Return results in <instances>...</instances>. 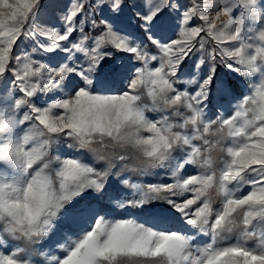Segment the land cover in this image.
Segmentation results:
<instances>
[{
    "label": "snow or ice",
    "instance_id": "6c2138e0",
    "mask_svg": "<svg viewBox=\"0 0 264 264\" xmlns=\"http://www.w3.org/2000/svg\"><path fill=\"white\" fill-rule=\"evenodd\" d=\"M48 8L0 0V264H264V0H73L59 17L52 0L46 28ZM220 63L258 86L236 96ZM147 168L165 180L124 174ZM45 237L58 251L32 257L22 242Z\"/></svg>",
    "mask_w": 264,
    "mask_h": 264
},
{
    "label": "rangeland",
    "instance_id": "374dc122",
    "mask_svg": "<svg viewBox=\"0 0 264 264\" xmlns=\"http://www.w3.org/2000/svg\"><path fill=\"white\" fill-rule=\"evenodd\" d=\"M43 2L47 3L49 5L48 10L46 11V13L42 16V17H38L35 21L36 24L42 26V27H46V28H51L54 25L58 24V21L52 18V9H51V4H52V0H43ZM59 4H60V10H57L55 12V16L59 17L60 15L63 14V10L66 9L69 5L70 2H73V0H58ZM85 2V12L88 11V5L92 2V0H84ZM135 10V9H134ZM214 11L212 10L209 12L210 16L214 15ZM100 13H97V16H99ZM235 15H239V12L237 11L235 13ZM222 19H225L222 17ZM47 21V23H46ZM259 22H246V26L245 29L247 31V28L249 26H252L254 28V31L252 33V35H258V31L255 30V25H258ZM87 31V29H86ZM91 35H96L97 32L93 31L90 33ZM75 35V34H74ZM202 37H204L205 39V48L206 49H220V48H225V49H231L234 46H236V42H231V43H225V44H217L216 41L212 40L210 37H208L206 34L202 33ZM200 39V38H197ZM250 42V41H249ZM27 43V40H26ZM62 44L64 42H61ZM89 43H91V41H89ZM15 50V49H14ZM37 56H40L42 58V62L44 60H46V57L43 53H36ZM64 54H61V56H63ZM116 55L118 56H123L125 54L123 53H116ZM201 56V52L199 51V49L194 50V52L191 54L190 59H188L186 61V63L188 65H192L193 63H195V61ZM204 57L205 59L207 58V51L204 52ZM229 63H231V61H229ZM234 67H237L235 64H233ZM218 74L220 75V77L223 78H227L229 79L230 84L232 85L234 94L238 97H242L245 94V88L247 86V88L249 90H253L254 87L258 86L257 83V76L256 75H248V74H237V72H234L232 70H230L228 67H226L224 65V63H220L218 65ZM141 91H144L143 89ZM48 99H51V94H44ZM235 103V101L233 102ZM218 111H220L221 113L224 112L223 108L218 109ZM189 131H191V127L188 129ZM76 155V153L72 152V151H63L62 152V157H70ZM133 156H135V153H132ZM219 158H222V154L220 155ZM159 173V175H157ZM126 175H130L131 176V181L132 182H148V181H164L165 180V176L163 174V172L161 171L160 168H147L144 170V172L142 173H124ZM247 189H243V191H246ZM162 196H167V193H161ZM219 202V201H217ZM117 219L119 218H132V216L127 215L126 213L118 210L116 217ZM179 226V225H177ZM53 239H55V237H53ZM45 243H36L35 245L32 244H27V242H22L24 244V246L28 249V251L31 253L32 257H38L41 260L45 259L46 255H50L55 251H58V249H53L52 247H48L46 246V243L48 241V238L45 237L44 238ZM249 243H253L252 241H249ZM46 264H50L49 262H46Z\"/></svg>",
    "mask_w": 264,
    "mask_h": 264
}]
</instances>
